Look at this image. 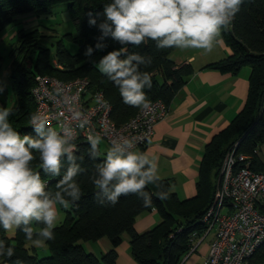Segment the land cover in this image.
<instances>
[{"label":"trees","instance_id":"1","mask_svg":"<svg viewBox=\"0 0 264 264\" xmlns=\"http://www.w3.org/2000/svg\"><path fill=\"white\" fill-rule=\"evenodd\" d=\"M110 0H0V37L4 30L15 22L17 16L35 13L37 16L51 14L52 7L66 4L76 25V35L67 33L66 37L77 42L79 50L71 53L64 39L55 44L53 56L51 48L44 43L45 35L39 28L20 30L12 56L10 78L15 95L14 115L10 122L21 135L35 136L31 127V117L36 104L32 93L36 75H51L68 81L78 77L90 80L91 89H100L112 105L113 120L122 125L133 118L141 107H132L123 103L119 89L95 67V57L99 59L108 51L118 49L120 45L110 36L98 41L101 35L99 22L105 19L103 6ZM93 13L97 26H90L88 13ZM99 13V16L96 14ZM232 49L229 56L212 62L208 68L224 73H238L243 67L251 68L249 95L244 108L221 132L207 144L200 164L197 193L182 200L172 190V180L160 178L159 183L169 191V197L161 201L155 195L159 189L149 184L146 191L151 194L152 203L145 207L136 195L121 196L118 203L101 205L97 200V190L88 177L95 172L96 163L104 158L92 160L87 155L89 142L78 143L76 155L84 171L75 179L80 184L83 195L75 206L65 210L64 220L55 227V238L47 241L49 254L40 256L28 245L24 233L15 230L13 236L0 228V240L14 246L15 254L9 259L0 257V264H117V247L123 242V235L130 237L131 254L138 264H180L190 248L191 235L202 233L204 215L212 204L220 179V169L226 153L236 147L237 154L252 156L251 167L264 171V161L259 156V148L264 143V0H244L240 11L231 25L222 29L221 36ZM106 44L103 50L95 49V44ZM93 46L91 57H85L87 46ZM176 48L157 49L155 42L148 41L140 47H128V51L151 56L148 68L141 66L152 75V88L145 89L149 100L163 99L170 106L177 91L193 73L191 64L177 66L172 58ZM57 62V65L55 63ZM0 90V102L8 99V93ZM6 103V102H5ZM148 142L141 146L143 150ZM32 162L36 171L40 170L38 154ZM68 166L62 161L60 176H51L41 171L48 190L56 191V184L62 178ZM157 210L161 221L145 232L137 231L135 221L143 212ZM107 237L113 248L97 256L88 252L82 242L97 241ZM247 264H264V243L256 250Z\"/></svg>","mask_w":264,"mask_h":264},{"label":"clouds","instance_id":"2","mask_svg":"<svg viewBox=\"0 0 264 264\" xmlns=\"http://www.w3.org/2000/svg\"><path fill=\"white\" fill-rule=\"evenodd\" d=\"M243 3L244 0H110L103 6L105 19L98 24L101 35L97 40L110 36L120 47L93 63L119 89L124 104L147 108L151 102L145 89L152 88V75L141 66L148 68L152 58L130 53L128 47L153 41L157 49H202L211 53L222 42V29L231 25ZM88 17L89 25L97 26L93 13L89 12ZM105 47L102 42L95 44L97 50ZM93 51V46H87L85 57H91ZM13 115V109L0 107V228L5 232L22 231L26 241L40 248L55 238L60 209H69L82 198L75 178L84 171L77 162L84 157L76 155L74 129L62 126L54 130L43 118L33 115L35 136L21 135L10 122ZM78 126L83 129L85 122ZM101 139L99 135L88 138L87 155L94 161L101 157ZM134 148L132 139H114L104 158L96 163L88 179L101 205L114 206L121 196L134 194L150 207L151 194L145 190L149 184L159 189L155 192L158 199H168L170 190H164L159 183L157 164ZM35 154L40 170L51 176H60L62 161L67 160L56 191L48 190L41 171L33 169ZM14 254V246L0 240V257L10 259Z\"/></svg>","mask_w":264,"mask_h":264},{"label":"built area","instance_id":"3","mask_svg":"<svg viewBox=\"0 0 264 264\" xmlns=\"http://www.w3.org/2000/svg\"><path fill=\"white\" fill-rule=\"evenodd\" d=\"M32 93L36 104L33 115L54 130L62 126L74 129L76 145L96 135L109 145L114 139L128 138L138 152L152 139L156 125L170 114L163 99L150 100L149 107H141L128 122L118 125L105 93L91 89L90 80L84 77L65 81L38 74ZM81 122H85L83 129L78 126ZM251 158L237 154L236 147L226 153L214 200L202 219L206 227L191 235L190 248L180 264L207 238L206 264H247L264 243V171L254 170Z\"/></svg>","mask_w":264,"mask_h":264},{"label":"crops","instance_id":"4","mask_svg":"<svg viewBox=\"0 0 264 264\" xmlns=\"http://www.w3.org/2000/svg\"><path fill=\"white\" fill-rule=\"evenodd\" d=\"M221 41L211 53L202 49H175L172 54L175 64L189 63L193 73L175 94L169 116L156 125L152 139L138 151L157 164L160 178L172 180V190L182 200L196 195L200 164L207 144L240 113L249 95L251 68L243 67L233 74L207 67L232 54L222 37ZM258 153L264 161V143ZM161 219L157 210L146 211L137 216L135 227L137 231L145 232ZM209 243V238L202 241L183 264H206ZM82 244L97 256L113 248L107 237L83 241ZM28 245L41 256L50 253L47 244L40 248L30 242ZM117 252V264H138L131 254L128 234L123 235Z\"/></svg>","mask_w":264,"mask_h":264},{"label":"rangeland","instance_id":"5","mask_svg":"<svg viewBox=\"0 0 264 264\" xmlns=\"http://www.w3.org/2000/svg\"><path fill=\"white\" fill-rule=\"evenodd\" d=\"M52 13L49 15L37 16L35 13H26L17 16L15 22L9 25L0 37V90H5L8 93V99L4 100V104L1 101L0 107L13 108L15 105V95L10 78L11 64L13 60L12 52L17 42L19 31L31 30L39 28L41 33L45 35L44 43L51 48L52 54H55V44L60 39H64V44L68 50L76 54L79 50L77 42L66 37L67 33L76 35L77 28L72 20L71 14L66 4H59L52 7ZM217 46V45H216ZM95 62L99 61L98 57L94 58ZM245 68H250L246 66ZM6 102V103H5ZM100 147L103 154L110 145L103 139H101ZM230 150V149H229ZM65 210L60 209L57 225H59L65 218ZM15 230V229H13ZM13 230L9 231L10 234H14ZM42 254L40 253V256Z\"/></svg>","mask_w":264,"mask_h":264}]
</instances>
